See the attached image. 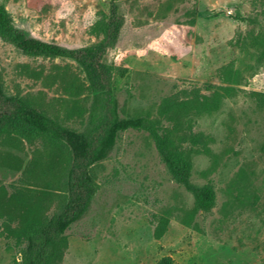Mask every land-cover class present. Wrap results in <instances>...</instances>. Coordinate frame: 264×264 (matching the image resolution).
<instances>
[{
  "label": "rangeland",
  "instance_id": "1",
  "mask_svg": "<svg viewBox=\"0 0 264 264\" xmlns=\"http://www.w3.org/2000/svg\"><path fill=\"white\" fill-rule=\"evenodd\" d=\"M118 4L126 22L103 58L118 69V113L158 119L167 102L204 103L201 111L178 117L199 139L179 150L189 149L191 183L212 186L216 202L210 211L196 210L194 195L172 178L149 132H119L92 168L93 199L66 232L59 264H159L164 258L264 264V0ZM0 6L27 36L75 51L102 40L110 0H0ZM0 80L10 94L27 97L79 132L92 128L101 108L75 61L28 54L1 39ZM16 146L0 151L19 156L23 169L53 154L42 141ZM21 175L0 166V188L8 197ZM48 184L28 193L45 216L66 197L65 186ZM163 219L167 228L158 238ZM17 229L0 218V264H23Z\"/></svg>",
  "mask_w": 264,
  "mask_h": 264
},
{
  "label": "trees",
  "instance_id": "2",
  "mask_svg": "<svg viewBox=\"0 0 264 264\" xmlns=\"http://www.w3.org/2000/svg\"><path fill=\"white\" fill-rule=\"evenodd\" d=\"M125 16L118 0H110L106 21L100 26L102 40L81 50H69L60 45L47 43L27 36L16 28L9 14L0 6V39L28 54H42L73 60L84 74L88 88L101 99V108L91 117L90 130L79 132L71 129L46 111L36 108L27 97L10 94L0 80V147L16 148L19 141L33 146L42 141L53 151L49 161L32 160L23 169L24 162L12 152L3 156L0 151V166L22 172L19 182L12 184L15 191L8 197L6 188H0V218L18 224L16 236L24 244L23 264H59L65 253V235L88 209L93 199V166L112 146L119 132L129 129L149 132L166 163L172 178L183 185L195 197L196 210L210 211L216 202L212 186L195 187L191 181V158L189 149H180L186 144L196 146L199 139L187 131V123L180 115L201 111L206 105L195 100L185 104L165 103L159 118L120 117L118 101L114 93V80L118 73L115 66L103 63L109 48L117 41L124 25ZM264 101V94L259 95ZM171 125L164 127L163 120ZM70 155L66 162L65 153ZM40 162V165H39ZM52 179V181H49ZM53 182L55 187L65 186V202L51 216L40 212V201L28 196L36 184ZM45 185V186H46ZM167 228L163 219L156 229L161 238ZM159 264H173L164 258Z\"/></svg>",
  "mask_w": 264,
  "mask_h": 264
}]
</instances>
